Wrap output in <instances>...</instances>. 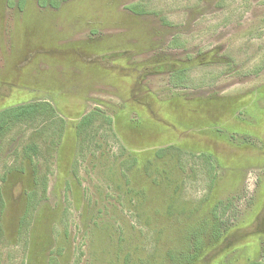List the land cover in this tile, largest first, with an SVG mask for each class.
I'll use <instances>...</instances> for the list:
<instances>
[{
	"label": "rangeland",
	"instance_id": "obj_1",
	"mask_svg": "<svg viewBox=\"0 0 264 264\" xmlns=\"http://www.w3.org/2000/svg\"><path fill=\"white\" fill-rule=\"evenodd\" d=\"M0 264H264V0H0Z\"/></svg>",
	"mask_w": 264,
	"mask_h": 264
},
{
	"label": "trees",
	"instance_id": "obj_2",
	"mask_svg": "<svg viewBox=\"0 0 264 264\" xmlns=\"http://www.w3.org/2000/svg\"><path fill=\"white\" fill-rule=\"evenodd\" d=\"M33 106L34 105L24 104V105H19L16 107L5 109L3 112L0 113V127L2 126V120L5 118V115L16 116L19 115L20 113H25L29 111Z\"/></svg>",
	"mask_w": 264,
	"mask_h": 264
}]
</instances>
